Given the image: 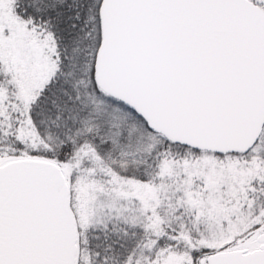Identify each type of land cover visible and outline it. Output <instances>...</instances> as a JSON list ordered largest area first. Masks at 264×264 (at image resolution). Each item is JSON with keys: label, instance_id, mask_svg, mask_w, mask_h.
I'll return each mask as SVG.
<instances>
[{"label": "snow or ice", "instance_id": "1", "mask_svg": "<svg viewBox=\"0 0 264 264\" xmlns=\"http://www.w3.org/2000/svg\"><path fill=\"white\" fill-rule=\"evenodd\" d=\"M0 264H264V0H0Z\"/></svg>", "mask_w": 264, "mask_h": 264}]
</instances>
